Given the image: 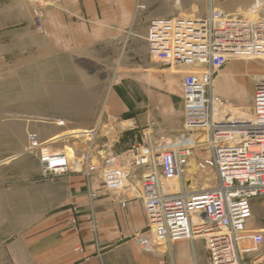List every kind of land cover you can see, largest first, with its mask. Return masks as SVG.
Instances as JSON below:
<instances>
[{
  "label": "built area",
  "instance_id": "built-area-1",
  "mask_svg": "<svg viewBox=\"0 0 264 264\" xmlns=\"http://www.w3.org/2000/svg\"><path fill=\"white\" fill-rule=\"evenodd\" d=\"M23 1L35 31L42 34L44 11L56 7L59 0ZM143 9L137 5L135 14ZM146 41L151 56L182 76L181 135L161 148L144 135L122 156L102 157L91 149L70 160L30 132L26 153L36 158L42 178L80 173L86 181L95 177L106 193L124 189L134 193L146 217L147 238L137 239L142 249L156 244L171 250L173 245L199 240L208 264H264V250L257 257H245L242 251H254L259 245L249 224L252 201H264V80L255 83L246 113L230 112L213 90L228 59L240 54L264 58V16L248 20L209 5L203 18L150 19ZM199 148L211 154L214 184L193 191L183 178L190 157ZM131 169L140 171L137 185L128 182ZM88 199L90 203L94 199L91 192ZM89 211L88 221L95 232L91 207ZM75 213L72 207L71 225L76 224ZM73 250L83 253L78 240Z\"/></svg>",
  "mask_w": 264,
  "mask_h": 264
},
{
  "label": "rangeland",
  "instance_id": "rangeland-1",
  "mask_svg": "<svg viewBox=\"0 0 264 264\" xmlns=\"http://www.w3.org/2000/svg\"><path fill=\"white\" fill-rule=\"evenodd\" d=\"M245 2L225 0L223 5L233 9ZM154 5L155 10L149 11L151 14L166 12V0H156ZM252 7L248 14L244 13L246 10L234 14L248 20L264 16V0ZM27 14L31 12L23 0H0V264L17 263V237L40 221L45 226L47 220L66 211L65 223L71 225L69 209L72 207L64 204L70 193L67 176L41 177L36 158L26 153L27 133H37L54 151L74 152L72 159L91 149L100 152L102 157L122 156L124 154L116 152L114 146L93 143L100 122L114 124V120L108 119L110 115L118 116L119 122L128 117L120 113L118 107L111 114L105 111L104 106L111 102L107 92L111 88L115 92L129 89L132 67L153 68L160 74L170 72L169 66L157 61L149 52L146 37L151 16L147 11L135 14L129 35L117 48L105 50L104 58L98 63L35 53V38L28 29L33 30L34 26L28 22ZM168 18L201 17L174 14ZM232 60L228 59L222 68L229 72L230 78L216 77L214 91L218 90L230 112H234L235 107L234 110L246 113L254 85L259 76H264V58ZM115 99V104L125 103L121 96ZM59 122L63 124L58 125ZM81 125L88 126L89 133L84 134L91 135L83 137L80 130H76ZM129 174L133 180L140 178L139 170L131 169ZM183 179L193 191L214 184L208 149L194 150ZM96 183L98 185L97 180ZM252 203L249 228L259 237V245L254 251L243 249L245 257H257L264 249V201L253 200ZM74 241H70L71 249ZM246 241L251 243L250 238ZM195 250L200 264H207L201 243H197ZM8 253L12 254L11 260ZM177 254L180 262L186 263L188 247H180Z\"/></svg>",
  "mask_w": 264,
  "mask_h": 264
},
{
  "label": "crops",
  "instance_id": "crops-1",
  "mask_svg": "<svg viewBox=\"0 0 264 264\" xmlns=\"http://www.w3.org/2000/svg\"><path fill=\"white\" fill-rule=\"evenodd\" d=\"M155 1L59 0L56 7L44 11L42 34L34 31V28H28L35 38L33 51L45 57L64 56L75 61L98 63L104 58L105 50L117 48L129 35L137 5L144 6L138 14L147 11L150 19L174 14L203 18L208 13L209 5L221 9L225 14L242 10L250 13L252 10L249 9L259 0H246L243 6L233 9L223 5L225 0H166V12L154 15L151 12L155 10ZM27 17L32 24L31 15L27 14ZM244 55L240 54L232 61L263 59L252 54L245 58ZM227 73L222 69L217 77L230 78ZM130 79V88H124L123 92L109 89L107 97L111 98V102L104 106L110 114L118 107L120 113L128 117L119 122L118 116L110 115L108 119L114 120V124L100 122L93 143L114 146L116 152L125 154L129 145L141 142L144 135H150L152 143L158 148L181 135L184 132L182 76L170 72L156 73L153 68L139 70L138 67H132ZM214 93L220 97L218 90ZM120 96L125 99V103L115 104V98ZM87 128L81 125L76 130L86 131ZM64 176H67L70 191L64 204L76 207V224L65 223L66 211L47 220L45 226L40 221L17 237L19 250L14 259L17 263L13 264H200L195 246L201 243L203 250L204 246L199 240L192 244L185 242L173 245L171 250L156 244L147 249L140 248L138 237L147 238L146 217L142 203L134 193L127 189L106 193L93 176L89 181L80 173L69 172ZM138 180L129 178L128 182L137 185ZM88 192L94 195L91 203ZM90 207L96 222L95 232H92L88 221ZM72 239L79 241L83 253L71 249ZM182 246L189 249L186 263L180 262L177 257V251ZM8 257L11 260L12 254L8 253ZM203 259L208 264L206 256Z\"/></svg>",
  "mask_w": 264,
  "mask_h": 264
},
{
  "label": "bare ground",
  "instance_id": "bare-ground-1",
  "mask_svg": "<svg viewBox=\"0 0 264 264\" xmlns=\"http://www.w3.org/2000/svg\"><path fill=\"white\" fill-rule=\"evenodd\" d=\"M258 4V3H257ZM256 7V6H255ZM248 14V13H247ZM259 80L260 79H263L264 80V76H259V78H258ZM234 110V109H233ZM234 111H237V110H234ZM63 123L62 122H59V124L58 125H62ZM76 131H72L71 133H75ZM91 132V131H90ZM80 133L81 134H84V133H89V132H87V131H80ZM92 133V132H91ZM200 139H204V137L203 136H200L199 137ZM54 140V139H53ZM51 141V140H50ZM70 160H72V158H71V156H72V154H73V152H70V151H67V153L66 152H63Z\"/></svg>",
  "mask_w": 264,
  "mask_h": 264
},
{
  "label": "water",
  "instance_id": "water-1",
  "mask_svg": "<svg viewBox=\"0 0 264 264\" xmlns=\"http://www.w3.org/2000/svg\"><path fill=\"white\" fill-rule=\"evenodd\" d=\"M264 250V249H263Z\"/></svg>",
  "mask_w": 264,
  "mask_h": 264
}]
</instances>
